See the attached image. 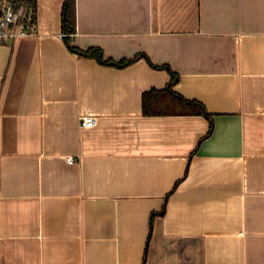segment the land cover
I'll return each instance as SVG.
<instances>
[{"label":"crops","instance_id":"crops-1","mask_svg":"<svg viewBox=\"0 0 264 264\" xmlns=\"http://www.w3.org/2000/svg\"><path fill=\"white\" fill-rule=\"evenodd\" d=\"M65 2L0 41V264H264V0H74L121 66Z\"/></svg>","mask_w":264,"mask_h":264},{"label":"trees","instance_id":"trees-1","mask_svg":"<svg viewBox=\"0 0 264 264\" xmlns=\"http://www.w3.org/2000/svg\"><path fill=\"white\" fill-rule=\"evenodd\" d=\"M37 1V0H35ZM75 29V4L74 0H66L63 13V31L72 33ZM69 47L85 56L98 58L105 63L116 65H126L136 57L130 59L113 60L105 58L100 47L79 48L71 44L70 35L64 36ZM177 73L172 72L170 83L162 88L152 87L143 92L142 106L146 115H169V114H206L211 113L206 110L204 103L198 99L187 98L173 88V82L177 79Z\"/></svg>","mask_w":264,"mask_h":264},{"label":"built area","instance_id":"built-area-1","mask_svg":"<svg viewBox=\"0 0 264 264\" xmlns=\"http://www.w3.org/2000/svg\"><path fill=\"white\" fill-rule=\"evenodd\" d=\"M38 34V5L35 0H0V41L14 40L19 37ZM71 35L62 31L61 36ZM95 115L84 114L80 117L82 127L96 125ZM74 155L67 161L73 163Z\"/></svg>","mask_w":264,"mask_h":264}]
</instances>
